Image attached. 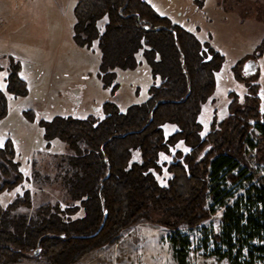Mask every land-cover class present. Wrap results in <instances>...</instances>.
Instances as JSON below:
<instances>
[{"label": "trees", "instance_id": "obj_1", "mask_svg": "<svg viewBox=\"0 0 264 264\" xmlns=\"http://www.w3.org/2000/svg\"><path fill=\"white\" fill-rule=\"evenodd\" d=\"M73 16L75 44L99 52L97 78L103 88L113 92L117 71L134 70L141 61L157 82L143 103L121 109L106 101L101 116L55 115L40 121L44 139H58L70 152L63 160L69 170L62 181L72 203L41 205L26 226L24 219L23 235L2 229L0 205V264L39 256L48 264H73L88 251L117 242L123 229L141 219L172 230L176 263L189 264V243L180 227H197L214 213L208 198L223 207L214 253L231 264H264V173L245 157L255 126L254 159L264 165L259 83H247L246 103L230 107L225 119L216 121L212 113L208 131L201 134V111L215 103L222 54L145 0H76ZM263 53L264 37L255 55ZM8 58L7 91L23 96L27 89L17 74L20 65ZM233 73L238 80L252 78L242 75L240 64ZM6 113L0 89V119ZM27 114L33 117V111ZM167 124L175 129L168 130ZM177 143L183 148L175 149L165 164L161 154L170 155ZM205 147L208 151L200 159ZM134 151L139 160H131ZM163 171L168 175L165 183L159 179ZM20 176L10 148L0 147V196L20 184ZM221 179L245 181L243 192L225 193ZM28 203L25 194L10 206Z\"/></svg>", "mask_w": 264, "mask_h": 264}, {"label": "rangeland", "instance_id": "obj_2", "mask_svg": "<svg viewBox=\"0 0 264 264\" xmlns=\"http://www.w3.org/2000/svg\"><path fill=\"white\" fill-rule=\"evenodd\" d=\"M145 1L158 14L183 26L181 16L188 13L186 0ZM192 1L203 20L212 18L211 22L204 25V31L213 35L212 47L224 57L215 78L216 86L212 95L215 103H209L201 111L199 122L204 126L201 134L208 131V117L212 113L216 116V121H221L228 116L230 107L246 103L247 83L259 82L262 85L264 114V59L259 57L261 59H258L260 66L257 74L247 76L252 78L246 81L236 79L233 73V67L240 64L241 73L245 75L242 64L255 55L264 37V0H215L220 4L219 8L208 5L209 1L206 0ZM30 4L29 9L28 6L25 8L28 17L37 22L41 16L39 34L9 37L4 44V47L9 48V53L0 56V89L7 100V113L0 119V147L10 148L13 161L19 163L21 174L20 184L0 196L3 209L1 227L16 235H23L24 226L35 217L41 205L59 203L65 206L72 203L62 181L69 170L63 160L70 152L60 140L44 139L40 121L51 119L55 115L77 118H85L90 114L101 116V105L106 101H112L125 109L132 103L145 102L150 85L157 82L152 79L147 65L141 61L134 70L117 71V86L113 92L110 88H103L97 78V53L91 50H88L89 53L83 52L75 42H69L70 30L69 34H65V28L61 26L63 16L54 5L52 10L45 11L44 0L39 6L38 3L35 6L33 1ZM69 14L73 17L71 11ZM8 56L13 57L20 65L17 74L26 83L27 89L23 96L7 91ZM30 110L33 111V117L27 114ZM166 126L168 130L170 126L175 129L172 124ZM248 138L246 160L252 168L264 173V165L256 163L254 159L255 144L258 142L255 126L249 131ZM178 147L183 148L177 143L170 155L161 154L165 164ZM131 160H139V153L134 151ZM167 176L163 171L159 176L161 183H165ZM245 183L220 180L225 193L233 194L242 193V185ZM25 194L28 205L10 206L17 199L25 198ZM207 206H212L214 213L206 221L194 228L180 227L181 235L189 243L188 262L231 264L227 257H219L214 253V236L221 232L223 207L213 204L210 198ZM24 219L26 223L23 226ZM172 235L173 231L169 228L141 219L123 229L117 242L94 248L73 264H177L170 243ZM12 264L48 263L43 256H39Z\"/></svg>", "mask_w": 264, "mask_h": 264}, {"label": "crops", "instance_id": "obj_3", "mask_svg": "<svg viewBox=\"0 0 264 264\" xmlns=\"http://www.w3.org/2000/svg\"><path fill=\"white\" fill-rule=\"evenodd\" d=\"M32 1L35 6H37V3L38 6L41 5L43 2V0H0V56L9 53V48H7V46L4 47L5 41H7L6 39H8L9 37H25L27 35L36 36L39 34L41 26V16H39V19L36 22L35 19L31 20V18L28 17V12H26L25 10V8L27 9V6L28 9L30 8V3ZM208 1L210 3H208V5L213 6L214 8L220 5L217 3V1L214 2L215 0H206V2ZM45 2V11H49V9L52 10V6L54 5L55 9L60 12L61 16H63V18L61 19V26H64L65 34H69L70 30V37L68 38L70 40L69 42L73 44L74 41L72 37V26L75 20L74 16H70L69 11H71L73 15V8L76 3V0H44V3ZM206 2H204V4ZM48 3L50 5L52 4L51 7ZM186 5L188 7V13H185L181 16L183 26L187 30L193 32L199 38L200 41H206L212 46L213 35L210 32L204 31V25L211 22L212 18L208 19V17L206 18V20H203V18L200 17L201 15L198 14L196 9L193 7V1L191 2V0H186ZM178 12L182 14V12ZM49 21H51V19H49ZM82 50L83 52L89 53L88 50H86L85 48H82ZM97 55H99V52L97 53ZM261 58L264 59V53ZM256 61L260 66L259 60ZM259 85V97L261 99L260 111L262 112V85L260 83Z\"/></svg>", "mask_w": 264, "mask_h": 264}, {"label": "water", "instance_id": "obj_4", "mask_svg": "<svg viewBox=\"0 0 264 264\" xmlns=\"http://www.w3.org/2000/svg\"><path fill=\"white\" fill-rule=\"evenodd\" d=\"M258 69H259L258 62L253 58H249L245 60L244 63L242 64V72L246 76H251L256 74L258 72ZM207 151H208V147H205V149L200 153L199 158L201 159L206 154ZM38 253H39V248H37L33 252L35 256L38 255Z\"/></svg>", "mask_w": 264, "mask_h": 264}, {"label": "flooded vegetation", "instance_id": "obj_5", "mask_svg": "<svg viewBox=\"0 0 264 264\" xmlns=\"http://www.w3.org/2000/svg\"><path fill=\"white\" fill-rule=\"evenodd\" d=\"M250 58H253V59H255V60H258L259 57H257L256 55H254V56H251ZM248 59H249V58H248Z\"/></svg>", "mask_w": 264, "mask_h": 264}, {"label": "snow or ice", "instance_id": "obj_6", "mask_svg": "<svg viewBox=\"0 0 264 264\" xmlns=\"http://www.w3.org/2000/svg\"><path fill=\"white\" fill-rule=\"evenodd\" d=\"M0 146H2V145H0Z\"/></svg>", "mask_w": 264, "mask_h": 264}]
</instances>
